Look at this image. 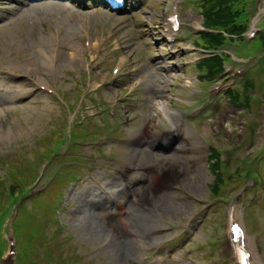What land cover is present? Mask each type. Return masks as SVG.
Masks as SVG:
<instances>
[{
	"label": "rangeland",
	"instance_id": "rangeland-1",
	"mask_svg": "<svg viewBox=\"0 0 264 264\" xmlns=\"http://www.w3.org/2000/svg\"><path fill=\"white\" fill-rule=\"evenodd\" d=\"M190 1L188 0L186 7L190 5ZM172 2L173 0H151L140 9L131 5L135 8H130L125 18L128 20L130 17V22L121 28V32L130 36L132 46L129 52L140 54L136 58L140 64L137 66L139 73L135 77L143 79L136 91L137 102L130 100L132 107H129L128 115L131 122L119 134L118 129L113 127L112 139L120 141L101 142L97 148L88 143L78 148L74 146L75 141L70 142V138L73 132L80 130L79 124L74 123L70 129L68 118L59 105L37 90L31 81L21 79L20 76L29 75L42 85L54 89L57 87L61 92L69 93L67 100L74 110L70 120L78 112L84 119L88 114L93 115L94 119L87 122L92 126V136L94 139L103 137V130L97 127L101 118L92 103L86 99L81 101L82 97L79 96L80 74L86 62L82 34L88 20L92 34L98 35L102 29L101 24L107 27V32L122 18L109 15L98 7L81 9L65 0H0V4L4 6V11L0 12V176L9 178L6 174V158L16 160L17 164L34 161L37 153L44 149L41 139L48 135L49 146L62 147L63 151L59 157L51 159L45 176L39 181H33L31 190L33 194L36 191H40L36 194H42L52 179L62 176L70 179L60 193L56 191L60 195L53 202L52 219L46 216V210L41 213L38 227L42 225L39 233L44 232L45 240L37 239L32 242L34 256L28 257L26 262L149 264L153 257L162 254L165 247L185 237L182 233L184 223L195 217L202 205L213 198L210 189L214 177L209 172L206 158L201 168H191L184 178L172 181L162 191L156 190L153 181L171 165L166 151H152L147 145L144 137L149 134L148 131L152 133L154 130L161 134L166 147L182 148L183 129L187 125L204 143L206 157L210 153V146L218 147L220 155L221 150H235L237 153L231 157L232 167L226 168L222 163L218 170L224 174V187H229L221 195L224 200L234 196L239 187L250 185L249 181L244 182L243 177H235V187L226 181L228 175H235L239 167L242 175L245 170L251 169L254 157L264 147V103L259 100L261 95L264 96V83H261L264 73L261 74L260 68L252 72L256 95L251 113L234 109L224 96L222 109L216 116L211 118L208 115H199V119L194 121L190 117L192 110L198 105L204 106L205 92L211 84L205 85L201 82L194 67L185 68L182 61L192 60L200 53L195 49L192 40H186L181 45L191 48V53H180L181 45H177L176 54L166 56L164 53L169 51L168 47L160 46L159 36L156 37L147 24L151 21L154 26H159ZM257 19V26L261 28L262 25L264 28V19L262 22L259 16ZM194 21L193 24L186 22L183 30L193 34L192 30L202 25L199 12ZM54 27L59 28L62 41L55 69L50 62L54 47ZM162 48L165 50L162 51ZM232 48H228L230 53L233 52ZM247 53V48L234 50L237 57L244 58ZM180 54L183 57L178 59ZM241 62L243 65L246 63ZM239 64L240 62H232L229 65L235 68L244 67L238 66ZM108 75L106 69L101 68L97 81L107 79ZM240 86L241 82L238 83V90L242 89ZM116 88L114 84L105 93L115 98ZM200 100L203 101L198 104L196 101ZM159 105L169 110L164 111ZM122 106L126 107L127 104L123 103ZM69 108L70 106L68 113ZM226 114L228 119L224 118ZM251 120L257 126L254 147L246 144L249 141L246 136L247 125ZM158 121L162 125L161 132L155 128ZM180 121H183V126L178 128ZM140 135L142 138H139ZM141 146L142 154L134 161V149ZM46 161L48 162L47 158L43 157L40 170ZM65 162H72L79 168L75 177L72 178L70 170L64 169L69 166ZM132 164L136 168L134 173L127 180L119 179V172ZM91 167H94V171L89 170ZM249 177L256 185L247 196L251 201L247 203L245 224L248 234L256 237V246H260L264 256V185L255 172ZM47 200H50L51 206L54 197L48 195ZM155 202L159 203L160 209L153 212L148 228L127 231L120 222V229H112L110 221H120L118 205L125 207L129 213L138 214L139 208L146 211V207ZM27 204L32 207V200ZM205 205L212 207L210 203ZM240 206L244 209L241 201ZM210 208L205 213L207 218L204 225L196 230L188 247L192 251L191 255L186 256L182 250L167 264H234L232 255L226 250L227 204H219L211 210ZM25 210L26 206L22 203L16 224L26 222L22 218ZM48 220L49 223L46 224ZM16 228L19 229V226L16 225ZM7 232L8 236H15V229L11 224ZM42 236L43 234L40 237ZM110 236L116 238L111 247L105 245L106 238ZM254 237L253 242L256 240ZM6 253L7 251L4 256Z\"/></svg>",
	"mask_w": 264,
	"mask_h": 264
},
{
	"label": "trees",
	"instance_id": "trees-1",
	"mask_svg": "<svg viewBox=\"0 0 264 264\" xmlns=\"http://www.w3.org/2000/svg\"><path fill=\"white\" fill-rule=\"evenodd\" d=\"M247 1L248 0H204L202 2L201 8L203 11L204 30L201 33V40L203 39L205 47L214 48L216 46H222L227 38L220 33V31L227 32V27L230 25H233V30L230 31L229 34L241 35L247 31V17L245 15ZM261 40V45L264 47V37H262ZM223 61V58L218 56L206 63V67L211 76L222 70ZM233 100L237 101L238 97L235 96ZM41 143L45 148L42 154L47 157L61 150L60 148L50 147L47 140L41 139ZM40 156L41 153H37L36 161H29L27 164H17L16 160L7 158L10 164L9 173L13 183L11 185L12 195L9 200L6 196L2 177L0 176V253L4 252L7 247L6 221L13 207L19 201H23V204L26 206V212L22 213V218L25 219L26 222L23 221L20 223L17 231L21 251L24 252L26 257H32L34 253L32 251V242L37 239L45 240L43 239L45 236L44 233H42L43 236L40 237L42 234L39 233L38 221L44 210L48 212L46 216L52 219L54 206L52 203L51 206L46 204L47 196L49 195L46 192L41 195L30 196L29 191L26 189L38 175L39 165L37 160ZM212 167L215 174L217 164ZM221 184L222 183H218L217 180L214 192L219 191ZM54 186L55 185L50 188V191ZM31 200L33 202L32 207L27 204V202ZM54 222L56 221L54 220ZM48 223L49 220L46 224ZM22 259L23 264H27V258L22 257Z\"/></svg>",
	"mask_w": 264,
	"mask_h": 264
},
{
	"label": "bare ground",
	"instance_id": "bare-ground-1",
	"mask_svg": "<svg viewBox=\"0 0 264 264\" xmlns=\"http://www.w3.org/2000/svg\"><path fill=\"white\" fill-rule=\"evenodd\" d=\"M159 107L164 111L169 110L163 105H159ZM224 118L228 119L229 116L226 114ZM148 132L149 134L147 133L146 137H144L147 145H149L152 151H166L167 158L170 160L171 165L167 171L153 181L156 190L162 191L165 186L170 184L172 181H176L181 177L184 178L190 172L189 170L191 168H201L203 162L205 161L206 148L202 140L191 131L190 127L187 125L184 127V139L182 140L184 145L182 148H178L177 146L166 147L162 141L164 137H162L161 134H157L158 132L154 130H152V133L151 131ZM139 138H142V136L140 135ZM142 147L143 146L139 148L140 150L136 148L134 149V154L132 156L134 161L138 160L142 154H140ZM196 186H198V184H196ZM117 208L119 209L118 213L120 221L119 223L116 220L110 221L112 229H120L121 222L127 231H140L150 226L153 212L158 208L160 209V205L158 202L151 203L150 206L146 207V211L139 208L138 214L129 213L125 207L121 208L120 205H118ZM127 218L129 220H127ZM230 249L231 248L228 243L226 250L229 253H231Z\"/></svg>",
	"mask_w": 264,
	"mask_h": 264
}]
</instances>
